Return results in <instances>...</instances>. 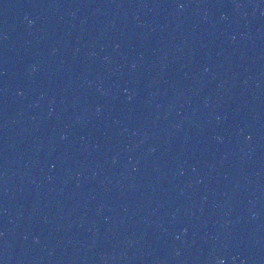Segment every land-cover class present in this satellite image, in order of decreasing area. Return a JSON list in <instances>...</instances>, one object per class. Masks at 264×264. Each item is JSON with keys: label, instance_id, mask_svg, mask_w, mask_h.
<instances>
[{"label": "water", "instance_id": "95a60500", "mask_svg": "<svg viewBox=\"0 0 264 264\" xmlns=\"http://www.w3.org/2000/svg\"><path fill=\"white\" fill-rule=\"evenodd\" d=\"M0 264H264V0H0Z\"/></svg>", "mask_w": 264, "mask_h": 264}]
</instances>
